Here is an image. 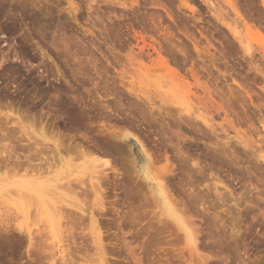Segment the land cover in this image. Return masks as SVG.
I'll return each instance as SVG.
<instances>
[{"label": "rangeland", "instance_id": "374dc122", "mask_svg": "<svg viewBox=\"0 0 264 264\" xmlns=\"http://www.w3.org/2000/svg\"><path fill=\"white\" fill-rule=\"evenodd\" d=\"M0 93V264H264V0H0ZM31 131L44 152L31 173L21 149L30 173L11 172L6 152ZM123 135L151 155L195 246L167 224ZM57 137L88 151L59 150ZM94 159L109 161L102 175Z\"/></svg>", "mask_w": 264, "mask_h": 264}, {"label": "bare ground", "instance_id": "6f19581e", "mask_svg": "<svg viewBox=\"0 0 264 264\" xmlns=\"http://www.w3.org/2000/svg\"><path fill=\"white\" fill-rule=\"evenodd\" d=\"M69 3H71V2H69ZM72 5V4H71ZM70 5V6H71ZM2 8V7H1ZM15 10H17L16 8H15ZM70 10V9H69ZM75 10V9H74ZM219 10V9H218ZM217 10V11H218ZM18 11V10H17ZM14 13H15V11H14ZM17 14V13H16ZM15 14V15H16ZM42 14V13H41ZM40 14V15H41ZM14 15V16H15ZM39 15V16H40ZM35 17H37V16H35ZM41 18V17H40ZM39 19V18H38ZM38 22V21H37ZM35 24V23H34ZM41 24V23H40ZM5 29H7V28H5ZM229 29H230V27H229ZM3 31V30H2ZM9 31V30H8ZM4 32H6V31H4ZM24 51L22 50V53H23ZM21 53V54H22ZM26 53V52H25ZM24 53V54H25ZM23 54V55H24ZM27 54V53H26ZM150 56V55H149ZM160 56V55H159ZM45 57V56H44ZM160 59V58H159ZM160 61V60H159ZM159 65H160V63H159ZM55 66V69H56V72H57V75L60 77V78H63V79H65V77H64V75H63V73H62V71H61V69L57 66V65H54ZM8 68H10V67H8ZM2 69V68H1ZM7 69V68H6ZM12 69V68H11ZM164 69H166L167 70V68L166 67H164ZM169 70V69H168ZM7 71V70H6ZM10 71V73L12 72V71H14V70H9ZM41 71V70H40ZM44 71H47V70H44ZM43 71V73H47V72H44ZM151 72L152 71V69H148V72ZM17 72V71H16ZM15 72V73H16ZM146 72V71H145ZM4 73H5V71H4ZM7 73V72H6ZM29 73V72H28ZM151 76V75H150ZM32 78V77H31ZM29 80H31V79H29ZM32 80H34V78L32 79ZM58 80V79H57ZM165 81V80H164ZM33 83H34V81H32ZM30 84V83H29ZM38 83H36L35 85H37ZM65 84V83H64ZM67 84H69V82H67ZM132 84V83H131ZM185 84V83H184ZM187 84V83H186ZM189 84V83H188ZM31 85V84H30ZM30 85H28V88H29V86ZM35 85L32 87V85H31V91L32 90H34L35 88ZM66 85V84H65ZM58 86V85H57ZM162 86V85H161ZM181 86H183V85H181ZM37 87V89H38V85L36 86ZM59 87V86H58ZM27 88V87H26ZM27 88V89H28ZM32 88H34V89H32ZM39 88H41L40 86H39ZM43 88V87H42ZM46 88V87H45ZM53 88H56V87H53ZM64 88V87H63ZM67 88V87H66ZM68 88H69V86H68ZM67 88V89H68ZM161 88V87H160ZM18 89V88H17ZM34 90L35 92H38V90ZM48 89V88H47ZM46 89V90H47ZM57 89V88H56ZM133 89V88H132ZM162 89V88H161ZM25 90V89H24ZM24 90H23V92H24ZM54 89H52V91H53ZM138 90V89H137ZM16 91H18V90H16ZM27 91V90H26ZM29 91V90H28ZM41 91H43V89L41 90ZM44 91H45V89H44ZM48 91V90H47ZM59 91V93L61 94V90H58ZM58 91H56L55 90V93H57ZM136 91V90H135ZM63 92V91H62ZM66 92V91H65ZM26 93V92H25ZM39 93H40V89H39ZM43 93V92H42ZM41 93V94H42ZM46 92H44V94H45ZM50 93V92H49ZM189 93V92H188ZM1 94V93H0ZM4 93H2V95H3ZM6 94H7V92H6ZM10 94V93H9ZM13 94V93H12ZM26 94H29L28 92L26 93ZM25 94V95H26ZM33 94L34 93H32V96H33ZM36 94V93H35ZM48 94V93H47ZM63 94H65V93H63ZM24 95V94H23ZM46 95V94H45ZM66 95V94H65ZM166 95V94H165ZM189 95V94H188ZM9 96V95H8ZM36 96H38V95H36ZM44 96V95H43ZM61 96V95H60ZM1 97V99H3L4 97L6 98L7 96L6 95H4V97L3 96H0ZM3 97V98H2ZM14 96H11V98L12 99H15V97L13 98ZM29 97H31V96H29ZM64 97V96H63ZM191 97V96H190ZM189 96H187L186 97V99H182V100H186L185 101V104L187 103V111H190L191 109H192V106H193V104H192V100H191V98H190ZM196 97V96H195ZM195 97L193 98V103H194V99H195ZM5 98H4V100H5ZM8 98V97H7ZM10 98V97H9ZM8 98V99H9ZM44 98V97H43ZM61 98V97H60ZM75 98V97H74ZM1 99H0V102H1V104H2V101H1ZM59 99V98H58ZM63 99V98H62ZM61 99V100H62ZM169 99V98H168ZM167 99V100H168ZM22 100V99H21ZM20 100V101H21ZM32 101H34V100H32ZM64 101V100H63ZM169 101V100H168ZM8 102V101H7ZM10 102V101H9ZM23 102V101H22ZM26 102H28V101H26ZM75 102V101H74ZM79 102V101H78ZM147 102V101H146ZM145 102V103H146ZM149 102V101H148ZM178 102V101H177ZM196 102V101H195ZM6 103V102H5ZM11 103V102H10ZM15 103V102H14ZM56 103V102H55ZM182 103V102H181ZM27 104V103H26ZM175 104V103H174ZM8 105H10L9 103H8ZM7 104H6V106H8ZM17 105V104H16ZM31 105V104H30ZM36 105V104H35ZM180 105V104H179ZM192 105V106H191ZM195 105V104H194ZM38 106V105H37ZM36 106V107H37ZM181 106V105H180ZM182 106H184V105H182ZM186 106V105H185ZM11 107H15V105L14 106H11ZM19 107V106H18ZM198 107V106H197ZM196 107V108H197ZM0 108H1V106H0ZM20 108V107H19ZM25 108V107H24ZM31 108V107H30ZM73 108V107H72ZM85 108V107H84ZM2 109V108H1ZM11 110H13L12 108H10ZM21 109V108H20ZM62 109V108H61ZM3 110H6V108L5 109H3ZM31 110V109H30ZM193 110V109H192ZM14 111V110H13ZM13 111L11 112V113H13ZM29 111V110H28ZM200 111V110H199ZM198 110H197V114H198V112H199ZM8 112V111H7ZM68 112V111H67ZM192 112V111H191ZM0 113H2V110H1V112ZM10 113V114H11ZM15 113V112H14ZM36 113V112H35ZM62 113V112H61ZM194 113H196V112H194ZM16 114V113H15ZM85 114V113H84ZM196 114V115H197ZM5 115H7V117L9 116V114L7 113H5L4 114V116ZM17 116H18V114H16ZM26 115H28V114H26ZM67 115V114H66ZM70 115H72V114H70ZM81 115V114H80ZM201 116H202V114H200ZM3 116V117H4ZM21 116H22V114H21ZM21 116H18V117H15L14 116V114H13V117H12V115H10L9 117H8V120L10 119L11 121H12V119H14V120H20L21 118ZM32 116V115H31ZM30 115H29V117H31ZM63 116V115H62ZM61 116V117H62ZM72 116H74V115H72ZM85 116H88V115H85ZM84 116V117H85ZM201 116H197V117H200V118H202ZM43 117V116H42ZM51 117V116H50ZM67 117V116H66ZM68 117H69V115H68ZM90 117V116H89ZM5 119H6V117H4ZM32 118L33 117H31L30 119V121H32ZM35 118V117H34ZM34 118H33V120H34ZM49 118V117H48ZM3 119V118H2ZM2 119H0V120H2ZM5 119H4V121H5ZM25 119H27V118H25ZM37 119V118H36ZM45 119V118H44ZM47 119V118H46ZM51 119H52V117H51ZM75 119V118H74ZM73 119V120H74ZM85 119V118H84ZM13 120V121H14ZM38 120H40V119H38ZM73 120H72V123H73ZM79 120V119H78ZM36 121V120H35ZM46 121V120H45ZM77 121V120H76ZM75 121V122H76ZM80 121V120H79ZM8 122H10V121H8ZM48 122V121H47ZM50 122V121H49ZM55 122V121H54ZM65 122H67V121H65ZM75 122L73 123V124H75ZM78 122V121H77ZM76 122V123H77ZM33 123V122H32ZM37 123H39L38 121H37ZM69 123V122H68ZM70 123H71V121H70ZM69 123V124H70ZM71 123V124H72ZM34 124H36V122L34 123ZM70 124V125H71ZM79 123H77V125H78ZM82 124V123H81ZM41 130L40 129H38V130H40V131H42V133H44L45 131L47 132V129L45 128V126L47 127L48 126V124L46 125V123H45V125H44V123H42L41 122ZM40 125L38 124V127H36V128H40ZM54 125H56L55 123H54ZM76 125V124H75ZM76 125V126H77ZM65 126V125H64ZM73 127V128H71V129H73V130H77V127ZM80 126V125H79ZM79 126H78V129H80L79 128ZM2 127V126H1ZM6 127V126H5ZM49 127V126H48ZM47 127V128H48ZM57 127V126H56ZM66 127H67V125H66ZM71 127V126H70ZM81 127V126H80ZM35 128V127H34ZM54 128V127H53ZM6 129V128H5ZM46 129V130H45ZM48 129H51V127L50 128H48ZM55 129V128H54ZM53 129V130H54ZM58 129V128H57ZM103 129V128H102ZM2 130V129H1ZM4 130V129H3ZM7 130H8V128H7ZM11 130H13V129H11ZM37 130V129H36ZM104 130H106L105 129V127H104V129H103V131ZM107 130H109V129H107ZM35 131V130H34ZM56 130H54L53 132H55ZM58 131H59V129H58ZM72 131V130H71ZM103 131H100V132H103ZM4 132V131H3ZM39 132V131H38ZM37 132V133H38ZM44 133V134H46V135H49L48 134V132H49V130H48V132L47 133ZM105 132V131H104ZM103 132V133H104ZM36 132H32L31 131V138H29V141L28 142H31L32 141V143H29V145H28V143H27V146L25 145V146H21V147H23V148H20V146L18 145V143L16 144H14V146L12 145L11 146V149L9 148H7L8 150H7V152L6 153H8V151H9V154H8V157L10 158V159H4L5 161H3V162H5L6 164H4L5 166L4 167H6V166H8L9 164H12V157L13 158H16L17 160H16V163L14 162V164H13V166H15V167H13V169L11 170V172H14V171H16L17 169L16 168H20V170L21 169H25L23 166V164H21V162H24L23 160L21 161V157L22 158H24V159H26L25 160V162H28L30 159H32V158H35L36 156H39L41 153H43L44 152V150L43 149H41V148H39L38 146H41V144H39L38 143V135H40V134H38V135H36L35 134ZM41 133V135L43 136V134ZM56 133V132H55ZM54 133V134H55ZM58 133V132H57ZM60 133V132H59ZM51 134V133H50ZM61 134V133H60ZM60 134H56V136H58V137H60L59 135ZM105 134H106V132H105ZM107 134H108V132H107ZM15 135V134H14ZM62 136H63V134H61ZM50 136H52V134L50 135ZM108 136L110 137V138H112L113 139V137L115 138V137H117V136H115V135H113L112 133H109L108 134ZM113 136V137H112ZM9 137V136H8ZM7 137V138H8ZM29 137H30V135H29ZM41 137V136H40ZM47 137V136H46ZM46 137H44V138H46ZM53 137V136H52ZM55 138V139H58V145H57V147L56 148H58L59 150H61L62 149V151L65 149V150H67L68 152H70L72 149V151H74L75 152V150H77L76 152H80L81 151V153L82 154H84V153H86L87 151H83V149L85 150V148H86V145L85 144H75L74 146H73V143L71 144H69L68 146H66V148H65V146L64 145H62L59 141H60V138H62V137H60V138ZM64 137V136H63ZM66 137V136H65ZM64 137V138H65ZM105 137V136H104ZM42 138V137H41ZM67 138V137H66ZM71 138V137H70ZM70 138H67V140H69ZM109 138V139H110ZM123 138L128 142V143H131V144H133L134 146H137V144L140 146V148H141V151L143 152V155H144V157H145V159H146V161H147V164H148V167L149 168H147V171L145 172V175H144V179L146 180V182H147V187L149 188V190L152 192V194H154V195H156L155 196V200H157L158 201V204H159V206H160V209H161V211H162V214H163V216L165 217V219H166V221H167V224L168 225H170L171 223H173L174 225H176V227H177V229L179 230V231H181L183 234H184V240H185V242L186 243H188V244H190V245H192V247L193 246H195V243L197 244V242H196V240H197V238H196V234H195V232H194V230H193V228L190 226V224H189V222H188V220H187V216L184 214V211H182L181 209H179V206H177L178 204L177 203H174L175 201H172V200H174L173 198H171L172 197V195H170L171 194V192H170V190H168V188H167V186H166V184H165V182H164V179L163 178H161L160 176H158V175H155L154 174V172L152 171V168H151V166H152V158H151V155L147 152V150L145 149V146H143V144L141 143V141H139V139L137 138V137H135V136H129V135H123ZM10 139V138H9ZM24 139V138H23ZM54 138H53V140H55ZM74 139V138H73ZM72 139V140H73ZM18 140V139H17ZM16 140V142H18ZM15 141V140H14ZM23 141H25V142H27L26 141V139L25 140H23ZM56 141V140H55ZM61 141H63V140H61ZM10 142V141H9ZM73 142V141H72ZM11 143H12V140H11ZM10 143V144H11ZM14 143V142H13ZM12 143V144H13ZM60 143V144H59ZM65 144V143H64ZM109 144V143H108ZM88 146V145H87ZM91 146V145H90ZM107 146V145H106ZM132 147V146H131ZM22 149V150H21ZM87 149V148H86ZM97 149V148H96ZM20 150L21 151H23L24 152V150L25 151H27V154H25L24 156H21L20 157ZM98 150V149H97ZM42 151V152H41ZM67 151H65V152H67ZM83 151V152H82ZM4 152V151H3ZM80 153V154H81ZM90 153V152H89ZM2 155H4V153H1ZM92 154V153H91ZM1 155V156H2ZM132 155H133V158H134V153H133V149H132ZM261 155H263V154H261ZM5 157V156H4ZM3 156H2V158H1V160L4 158ZM262 158V157H261ZM97 159V158H96ZM96 159H94L93 160V162L92 163H96L94 166H93V172H94V174H97V173H99V175L101 174L102 175V173L101 172H103V171H101V170H99V169H102L103 170V167H106V166H108L109 165V161L108 160H104L102 163H100V165H97V164H99V162H101V161H97ZM194 159V158H193ZM191 160L192 162L193 161H195V160ZM1 162V161H0ZM2 163V162H1ZM30 163V161L27 163V165H28V167H29V171L32 173L34 170H33V166L32 165H30L29 164ZM134 163H135V168L137 169L138 168V162L136 161V157L134 158ZM23 165V166H22ZM1 166H3V165H1ZM10 166V165H9ZM17 166V167H16ZM101 167V168H100ZM7 168V167H6ZM6 170H8V169H6ZM10 170V169H9ZM25 171L26 172H29V171H27V169H25ZM38 172H40L41 171V169L40 170H37ZM29 172V173H30ZM31 176H35L34 174H31ZM97 179V178H96ZM64 182V181H63ZM63 187V186H62ZM31 188H33V186L31 187ZM25 189V188H24ZM27 189V188H26ZM23 190V189H22ZM20 191V193H21V195H23L24 196V198L25 199H28V200H30L29 199V197H32L33 198V200L35 199L34 198V196L36 195H32V193L31 192H23V191ZM28 190H30V189H28ZM32 191L34 192L35 190H33L32 189ZM36 193V192H35ZM38 193V192H37ZM39 193H40V191H39ZM45 194V193H44ZM246 194V193H245ZM244 194V195H245ZM38 196L39 195H37V196H35V197H37L38 198ZM171 196V197H170ZM42 197V196H41ZM36 198V199H37ZM40 199L41 198H38L37 200L38 201H40ZM260 199H263L262 197L260 198ZM259 199V200H260ZM32 200V199H31ZM42 200V199H41ZM55 203V202H54ZM47 204V203H46ZM177 204V205H176ZM49 205V204H48ZM60 205H61V202H60ZM64 206V205H63ZM239 205H235V207L236 208H239L238 207ZM59 208V210H61L62 211V208L60 209V206L58 207ZM64 209H65V207H64ZM102 209H103V205H102ZM238 210V209H237ZM242 211V210H241ZM61 213H63V212H61ZM238 214V216L240 217V208H239V212H237ZM262 217L264 218V211L262 212ZM239 217H238V219H239ZM90 218H91V226H92V228H94L95 229V231H96V229H98V220L96 219V217H95V215L94 214H91V216H90ZM63 220H65V217L64 218H62ZM7 220V219H6ZM6 220H4V222H3V225L2 226H4L5 225V223H6ZM240 220V219H239ZM8 224H9V221L7 222ZM64 225H67L68 226V223L66 222V223H62V222H59V224L58 225H56L55 227H56V229H57V233H58V235H61L62 236V234L64 233V231L62 230L65 226ZM5 228H6V226H4ZM3 227V228H4ZM235 227V226H234ZM66 228V227H65ZM235 230L236 229H234L232 232H234V234L237 236V238L238 237H241L242 236V232L241 231H239L238 230V232H235ZM66 231V230H65ZM98 231V230H97ZM3 232V231H2ZM67 232V231H66ZM5 233V232H4ZM96 233V232H95ZM94 234V233H93ZM99 235H101L100 233H98ZM98 234H96L97 236H98ZM94 236L93 237V241L95 242V244H96V250H97V253L100 255V258H101V260L103 261V262H106V255H105V251H103V249H104V247L102 246V244H101V240H103V239H101V237H99V238H97V236ZM235 235H234V237H235ZM27 236H28V238H31V234L30 233H27ZM260 236H261V238H264V231H263V233L262 234H260ZM33 238V237H32ZM236 238V239H237ZM40 239H43V238H40ZM40 239L38 240L39 242H40ZM31 240V239H30ZM59 240V239H58ZM264 240V239H263ZM93 242V243H94ZM45 246V245H44ZM246 246V245H245ZM42 254V253H41ZM246 255V254H245ZM41 257H39V259H40ZM46 258V257H45ZM247 258V260L248 261H244L243 260V263L242 264H257L258 262H259V258L258 257H255V259H250V257L248 256V257H246ZM38 259V258H37ZM42 259V258H41ZM38 262V261H37ZM44 262V261H43ZM242 262V261H241Z\"/></svg>", "mask_w": 264, "mask_h": 264}]
</instances>
